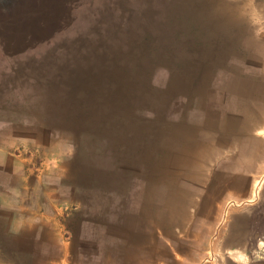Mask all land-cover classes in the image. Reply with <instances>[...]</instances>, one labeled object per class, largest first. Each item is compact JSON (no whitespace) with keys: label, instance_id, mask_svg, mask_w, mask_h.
Segmentation results:
<instances>
[{"label":"rangeland","instance_id":"obj_1","mask_svg":"<svg viewBox=\"0 0 264 264\" xmlns=\"http://www.w3.org/2000/svg\"><path fill=\"white\" fill-rule=\"evenodd\" d=\"M32 181L59 264H264V0H0V264Z\"/></svg>","mask_w":264,"mask_h":264},{"label":"crops","instance_id":"obj_2","mask_svg":"<svg viewBox=\"0 0 264 264\" xmlns=\"http://www.w3.org/2000/svg\"><path fill=\"white\" fill-rule=\"evenodd\" d=\"M35 181H32L31 187H21L22 190L19 191L20 194L18 198L15 197L9 203L3 204L4 207L11 209L9 210L11 211V215L7 227L13 237L28 241L31 247L34 245V247L39 250L41 247L49 246V250H45L44 252L45 264H59L61 261L66 260L68 252L70 253L71 251L70 248L64 249V247H61V244H64L66 238H68L66 236L63 238V235L61 237V232L62 230L66 232L67 228L64 223L61 224L59 222L58 211H61V209H53L51 204L45 202L35 203L33 200V191L36 188ZM4 195L6 197V194ZM50 199L51 197L49 198L47 196L46 200L50 201ZM54 210H56L55 214H53ZM83 223H86V218L83 219L82 224L80 223L76 231H74V243L88 236L86 233L81 234L80 229H83ZM95 225L99 227L98 230H96L99 233V242L105 243L101 236L105 225L99 223ZM95 225L93 228L96 229L97 227ZM108 228H113V226H108ZM114 229L116 230L117 226H114ZM62 238L64 240H62ZM53 248H55V250L60 249V251L53 254ZM37 249L33 248V250H29L28 252L36 251Z\"/></svg>","mask_w":264,"mask_h":264}]
</instances>
